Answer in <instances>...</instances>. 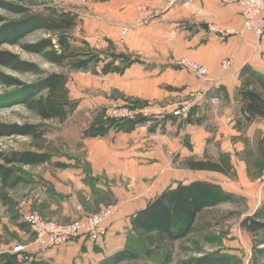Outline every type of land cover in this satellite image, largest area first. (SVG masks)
Returning a JSON list of instances; mask_svg holds the SVG:
<instances>
[{
    "label": "crops",
    "instance_id": "obj_1",
    "mask_svg": "<svg viewBox=\"0 0 264 264\" xmlns=\"http://www.w3.org/2000/svg\"><path fill=\"white\" fill-rule=\"evenodd\" d=\"M239 2L105 0L89 8L87 18L80 14L81 34L92 47L99 48L100 62L99 68L95 65L97 73L80 72L85 77L77 78L76 86L70 82L73 77L66 83L69 98L76 102L71 116L76 119L66 122L69 128L82 132L88 125L78 119L80 115L87 118L89 124L96 111L102 115L112 103L127 100L160 105L193 100V122L184 123L182 119L169 116L160 123L148 121L122 126L121 130L111 129L101 140L99 137L81 138L80 148L95 144L96 150L84 159L77 158L71 160L72 164H66L65 174L69 178L64 180L66 184L57 183L60 187L54 190L42 189L47 210L57 213L59 210L67 218L80 219L93 213L85 209L83 202L106 196L116 199V213L106 223L102 240L93 242L79 238L52 249L34 247L29 251L33 258L52 264H99L124 248L131 219L165 188L198 180L214 184L209 177L193 179L174 175L168 168L166 153L178 151L175 153H179L182 160L200 159L204 154L215 158L206 150L207 136L213 135L200 127L212 98H218L220 104L218 110L210 114L213 115L211 123L218 126L214 140L220 151L232 152L229 136H240L234 129L240 71L248 66L264 75L261 59L264 28L260 38L244 29ZM140 6L146 11L141 12ZM125 26L131 30L121 40ZM107 47L112 51L104 52ZM111 54L139 61L124 67L122 59H114ZM184 57L201 64L207 75L199 78L181 68L178 60ZM226 59L231 60V65L224 70L222 62ZM103 61L111 63V70L106 73L101 72ZM203 134L206 138L200 139ZM230 160H233L231 154ZM79 164H87L90 172L86 173ZM120 175L124 184L120 182ZM128 181L134 182L133 188H127ZM159 181L163 187L158 190L154 187ZM136 183L141 186L140 190L136 189ZM101 205L99 208L103 207Z\"/></svg>",
    "mask_w": 264,
    "mask_h": 264
},
{
    "label": "rangeland",
    "instance_id": "obj_2",
    "mask_svg": "<svg viewBox=\"0 0 264 264\" xmlns=\"http://www.w3.org/2000/svg\"><path fill=\"white\" fill-rule=\"evenodd\" d=\"M102 1L105 0H86L85 2L81 0H0V3L24 7L31 12H47V9H56L78 16L76 27L67 35L71 48L67 53L69 58L62 67L49 62L41 54L29 53L24 50V46L38 43L48 37L54 38L53 35L49 36L43 30L39 29L28 32L14 39V42L3 43L0 46V50L9 51L15 54L21 61L34 64L37 67V72L32 73L0 66V72L22 83L21 86L15 87L0 84V125L42 123L38 116L25 103L28 92L26 90L27 88H25L26 86L35 84L53 72L65 73L68 78L67 82L70 80L69 77H73L70 82L74 83L75 86L77 78L85 77L76 72L75 74H71L74 72L69 71V66L74 61L84 60L85 57H83V54L88 51L92 50L93 53L97 52V54L93 55H99V48H95V45L92 47L90 41L82 36L83 20L79 17L80 14H84L82 18H87L89 8H93ZM0 18L3 20L0 24L1 31L2 27L9 25V23L22 22L25 14H17L0 6ZM141 23H144L143 20ZM129 30L131 29L128 28L127 32H121V40L124 39ZM110 50L111 47H107L104 52L109 53ZM104 59L107 60L106 57ZM102 63L104 64V61ZM97 66L99 68V64ZM118 66H121V64ZM244 81H248V79L244 78ZM250 87L252 89L256 87V84L252 80ZM36 96H47V92H41ZM55 97L57 100H63V92L59 91ZM150 103L143 101L138 104L146 105ZM209 104L207 105L209 108L207 107L205 110L207 117L206 115H202L203 120L200 124V127L202 126L206 133L209 132L213 135L211 137L207 136L206 150L213 154L215 158L220 153L225 154L231 165L230 175L223 176L218 173L191 171L183 164L181 155L175 153L178 151H169V153H166L169 159L168 168L176 176L193 179L209 177L224 192L240 197L243 201L236 203L221 202L216 207L203 210L197 218L195 232L193 234L182 241L167 242L163 246L149 247L145 241V237L139 236L130 229L125 234L126 243L124 248L128 247L136 255L130 254V259L122 264H179L180 261L203 256L209 259L229 257V264H264V244L257 247L256 250H253L254 242L261 240L264 243V235L253 237L240 227L241 221L246 216L253 215L262 200H264V117L256 121L252 127L247 128L244 135H230L229 139L231 140L232 152H221L219 146H217V142L214 140V136L218 132V126L216 127L211 123L213 122L211 121L213 120V115H210L212 111L218 110L220 104L215 105L210 102ZM142 121L160 123L164 120L142 119ZM45 124L48 129L46 138L50 146L49 160L41 165L15 166L16 174L26 178L27 183L19 184L13 190L5 191L4 193L9 196L7 203L0 199V254L19 253V250L20 252H28L34 247L39 248L34 242V236L30 234L24 222L25 216L28 214L37 215L48 225L51 224L63 228L79 219V217L67 218L59 210L58 213L47 210V205L44 203L41 193L43 188L54 190L57 186L59 188V185L66 184L64 182L68 178L65 174L67 170L66 164H72L71 160L77 158L84 159L88 155L93 154L96 150L94 148L95 144H91L89 147L81 146L82 148H80L79 140L82 138V132L77 128H69L68 123L63 125L57 121H48ZM121 124L123 127L130 125ZM205 135H201L200 139H205ZM99 140L101 139L99 138ZM30 144L31 141L27 137L0 136L1 152L35 151V149L30 147ZM90 149L93 150L90 151ZM175 154H177L176 157ZM230 154L233 156L232 161L230 160ZM74 166L78 165L74 164ZM80 166L84 168L86 173L90 172L87 164H81ZM122 181L123 176L120 175V182L124 184L125 181ZM57 183L60 184L56 185ZM154 183L155 180L153 179L152 186ZM133 185L134 182H127V188L131 189ZM135 187H137V190L141 189V186L137 185V183ZM162 187L163 184L159 181L154 188L159 190ZM100 204H102V208H99ZM83 205L87 211L93 212L89 215L100 213L105 208H112L115 214L117 209L116 199L106 196L96 197L89 202L85 201ZM260 220L264 222V215ZM99 264L110 263L105 258Z\"/></svg>",
    "mask_w": 264,
    "mask_h": 264
},
{
    "label": "trees",
    "instance_id": "obj_3",
    "mask_svg": "<svg viewBox=\"0 0 264 264\" xmlns=\"http://www.w3.org/2000/svg\"><path fill=\"white\" fill-rule=\"evenodd\" d=\"M5 9L17 13L25 14L22 22H13L2 27L0 31V46L3 43L14 42V39L34 30H43L49 36L38 43L24 46V50L29 53L41 54L49 62L60 67L65 65L69 58L70 42L67 35L76 27L78 16L76 14L47 9V12H31L30 10L12 6L7 3H0ZM3 20L0 18V24ZM97 52L92 50L83 54L84 60L74 61L69 66L70 72L86 73L95 70V64L100 62ZM112 58L122 59L124 67L137 63L138 59H132L125 55L111 54ZM0 66L11 67L22 72H37L34 64L21 61L15 54L0 50ZM111 63L104 64L101 72L106 73L111 70ZM240 86L237 89V109L234 129L244 135L246 129L260 118L264 117V75L257 73L248 66L240 72ZM247 78L248 81H244ZM67 76L65 73L53 72L31 86H26L27 96L25 103L42 121L39 124H11L0 125V136H22L31 141V148L35 151H0V199L7 203L9 196L5 191L13 190L17 185L27 183V179L17 175L14 167L17 165L35 166L46 163L50 158V146L47 140L45 122L57 121L63 125L67 121L76 119L74 116L76 102L68 96L66 88ZM256 84L255 89L250 87L251 80ZM250 81V82H249ZM0 84L5 86H21L22 83L6 74L0 72ZM25 90V91H26ZM63 92V100H57L55 95ZM41 92H47V96H36ZM192 108L189 115L182 119L184 123L193 122ZM104 111L100 115L99 111L93 113L90 123L87 118L79 116L88 125L82 131V139H94L106 137L111 129H122V124H140L142 119L133 121L116 122L115 120L103 119ZM185 167L191 171H202L218 173L223 176L230 175L231 165L225 154L220 153L217 158L204 154L203 158H187L183 160ZM243 199L224 192L218 185L207 181H193L188 184L178 182L175 187L165 188L148 205L137 212L131 219V229L139 236L145 237L149 247L163 246L167 242H178L186 239L195 232V225L200 213L207 209L219 205L221 202L236 203ZM264 215V200L260 203L255 213L246 216L240 223L241 229L253 237L264 235V222L260 218ZM259 240L254 242L253 250L263 245ZM130 254L136 255L128 247L114 253L107 258L110 264H122L130 259ZM229 257L209 259L206 256L191 258L180 261L179 264H229ZM0 264H52L47 260L33 258L32 253H1Z\"/></svg>",
    "mask_w": 264,
    "mask_h": 264
},
{
    "label": "built area",
    "instance_id": "obj_4",
    "mask_svg": "<svg viewBox=\"0 0 264 264\" xmlns=\"http://www.w3.org/2000/svg\"><path fill=\"white\" fill-rule=\"evenodd\" d=\"M85 2L86 0H81ZM241 17L245 30L252 32L255 36L261 37L264 28V0H240ZM139 10L145 12L146 8L140 6ZM125 27L121 32H127ZM261 59L264 63V47L261 50ZM178 64L181 68L187 69L204 78L207 70L201 64L188 58H180ZM231 65V60L226 59L222 62V68L227 70ZM202 97V96H201ZM211 103L217 105L218 98H212ZM195 103L193 100L181 103H171L160 105L150 103L139 105L136 102H114L104 111L103 119L115 120L116 122H126L138 119H159L165 120L169 116L177 119H185ZM264 179V176H263ZM112 208H105L95 215H87L63 227H56L44 223L37 215L25 216L30 233L34 236L35 244L40 250L52 249L63 246L79 238H87L90 241H100L106 235V223L114 214ZM20 252V250L18 251ZM29 252V251H28ZM16 253V252H15ZM30 253V252H29Z\"/></svg>",
    "mask_w": 264,
    "mask_h": 264
}]
</instances>
